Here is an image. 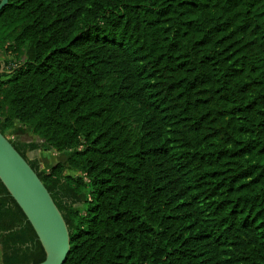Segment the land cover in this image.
Returning a JSON list of instances; mask_svg holds the SVG:
<instances>
[{"label": "trees", "instance_id": "obj_1", "mask_svg": "<svg viewBox=\"0 0 264 264\" xmlns=\"http://www.w3.org/2000/svg\"><path fill=\"white\" fill-rule=\"evenodd\" d=\"M7 41L33 49L0 61V131L72 151L45 172L10 140L67 222L64 264H264V0H9ZM0 250L46 258L1 180Z\"/></svg>", "mask_w": 264, "mask_h": 264}, {"label": "water", "instance_id": "obj_2", "mask_svg": "<svg viewBox=\"0 0 264 264\" xmlns=\"http://www.w3.org/2000/svg\"><path fill=\"white\" fill-rule=\"evenodd\" d=\"M9 0H1L0 11ZM0 180L34 227L46 258L38 264H64L71 249L63 213L29 161L0 131Z\"/></svg>", "mask_w": 264, "mask_h": 264}, {"label": "rangeland", "instance_id": "obj_3", "mask_svg": "<svg viewBox=\"0 0 264 264\" xmlns=\"http://www.w3.org/2000/svg\"><path fill=\"white\" fill-rule=\"evenodd\" d=\"M11 45H13L12 42L7 41L3 46L0 47V61H12V59L16 60V63H23L26 61L32 52L33 45L32 43H26L24 46H22L20 50L19 55H15V53L12 52L9 53V49H12ZM118 118L121 120L123 124L126 125L129 133V137L132 141V143L138 138L139 136V130H140V121L139 117L136 112V107L131 102H124L121 105ZM19 133V135L17 134ZM6 135L9 136L8 138L10 140H16L20 139L22 141L32 139L34 141H37L41 147L37 150V152H41L43 155L44 162L41 163V169L45 172H48L50 168L54 165H56L59 162H64L66 159L65 157H69L70 154H72V151H64V152H58L56 151L52 146H50L43 138H40L39 136L33 134L32 128L28 125H22L17 124L12 128L11 130H8L6 132ZM70 153V154H68ZM44 165V166H43ZM49 170H46L47 167H49ZM69 173V172H68ZM70 174L76 176L79 175V173L76 172H70ZM89 192L84 191L81 194V197L85 201L88 198ZM75 209L84 212L86 205L83 204H77L74 207ZM1 255V250H0ZM0 264H2L1 256H0Z\"/></svg>", "mask_w": 264, "mask_h": 264}, {"label": "crops", "instance_id": "obj_4", "mask_svg": "<svg viewBox=\"0 0 264 264\" xmlns=\"http://www.w3.org/2000/svg\"><path fill=\"white\" fill-rule=\"evenodd\" d=\"M17 125V124H16ZM17 134V133H16ZM17 135H19V133L17 134ZM7 136V135H6ZM7 137H9V136H7ZM31 141H34V140H32V139H28V140H25V142H31ZM68 154H70V153H68ZM27 156H28V158L29 159H38L41 163H43L44 162V160H43V155H42V153L41 152H37V150H32V151H28L27 152ZM68 158V157H67ZM66 157H65V159H67ZM44 166V165H43ZM49 168H50V166L49 167H47V169L46 170H49ZM1 256V255H0Z\"/></svg>", "mask_w": 264, "mask_h": 264}, {"label": "built area", "instance_id": "obj_5", "mask_svg": "<svg viewBox=\"0 0 264 264\" xmlns=\"http://www.w3.org/2000/svg\"><path fill=\"white\" fill-rule=\"evenodd\" d=\"M9 53H11V52H9ZM15 64H16V60L12 59V61L10 62V65H8V66H15ZM8 66H7V68H8Z\"/></svg>", "mask_w": 264, "mask_h": 264}]
</instances>
